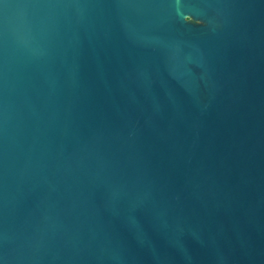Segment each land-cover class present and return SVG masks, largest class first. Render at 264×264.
<instances>
[{
    "label": "water",
    "instance_id": "water-1",
    "mask_svg": "<svg viewBox=\"0 0 264 264\" xmlns=\"http://www.w3.org/2000/svg\"><path fill=\"white\" fill-rule=\"evenodd\" d=\"M0 264H264V0H0Z\"/></svg>",
    "mask_w": 264,
    "mask_h": 264
}]
</instances>
